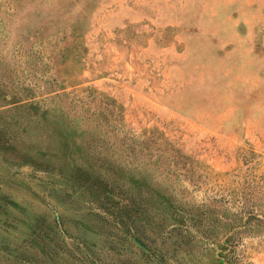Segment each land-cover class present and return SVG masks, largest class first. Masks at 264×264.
Listing matches in <instances>:
<instances>
[{
    "label": "rangeland",
    "instance_id": "rangeland-1",
    "mask_svg": "<svg viewBox=\"0 0 264 264\" xmlns=\"http://www.w3.org/2000/svg\"><path fill=\"white\" fill-rule=\"evenodd\" d=\"M0 264H264V0H0Z\"/></svg>",
    "mask_w": 264,
    "mask_h": 264
}]
</instances>
